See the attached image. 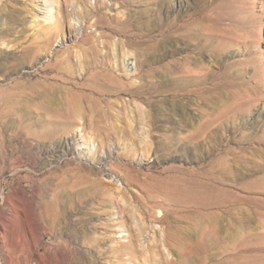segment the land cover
Wrapping results in <instances>:
<instances>
[{
  "label": "rangeland",
  "instance_id": "obj_1",
  "mask_svg": "<svg viewBox=\"0 0 264 264\" xmlns=\"http://www.w3.org/2000/svg\"><path fill=\"white\" fill-rule=\"evenodd\" d=\"M54 2L53 24L35 0H0V59L11 57L0 64V264H264V0ZM79 4L101 5L85 18ZM93 36L114 45L119 68L122 51L145 55L138 101L93 95L78 69L62 77L57 58L73 66ZM80 93L105 117L43 143L24 131L43 129L49 100L62 115ZM115 103L133 140L114 135L107 153L97 132L123 126L108 114ZM67 138L70 156L48 167L40 150ZM174 185L206 198L176 207L164 194ZM54 193L70 205L55 223L45 200Z\"/></svg>",
  "mask_w": 264,
  "mask_h": 264
},
{
  "label": "bare ground",
  "instance_id": "obj_2",
  "mask_svg": "<svg viewBox=\"0 0 264 264\" xmlns=\"http://www.w3.org/2000/svg\"><path fill=\"white\" fill-rule=\"evenodd\" d=\"M54 1L55 0H35L36 6L40 10L44 11L43 18L45 19V21H47L48 23L53 22V24L54 22L55 23L57 22V18L55 19V16L53 14V11L55 10V7H56V4ZM78 6L82 9L81 12L84 14L85 18L88 17L89 15H92L94 13V9L96 10L99 7L98 4L94 7V9H89L87 8V6H83V4H79ZM101 6L105 7L106 4L104 3ZM121 7L119 4V11L117 13L118 18L117 20H114V21L120 27L119 30L122 31L124 28H127L128 24H127V18H124V14L120 10ZM115 32H117L116 34H119V35L122 34L118 30L114 31L113 33ZM98 38H102V37L98 35ZM83 41L89 45L88 48L86 49V54L83 55L82 57L81 55L78 54L76 63L73 66L70 63L69 57H64L62 59L57 58L61 60L59 62L60 63L59 70H62V73H61L62 77L66 78L67 81H70L73 79L74 74L76 73V70L78 69V72L81 75L82 81L84 80L81 87L84 89L88 88L86 90H89L93 95L101 96L100 95L101 93L106 92V94L108 93V96L111 95V97H114L115 99H120L126 95L128 96L130 95L133 98V100L138 101L140 99L139 94L146 88V85H147L145 83L146 81L141 76V71H142L141 67H142L143 58L145 57V55L141 54L142 56H140V54L137 55L135 54V52L132 53L128 49H126L122 51V62H121L122 65L119 68L120 63H119V60L114 55V49H113L114 45L113 44H110L106 40H104V41H101L102 48H100V45L97 44L98 42L94 36L85 38ZM121 47H122V44H121ZM9 58L11 57L9 56L2 57V59H0V64L3 65L4 62L9 60ZM31 60L33 61L35 59H31ZM108 64L113 65V68L115 69L118 67V71H120L119 76L118 75L113 76L109 73L108 70L110 69L108 68L109 67ZM93 67L94 69L91 70ZM167 75L168 74L164 75V77L167 78ZM171 75L172 74L168 75V77H170ZM121 79L124 80V82H122ZM40 94L43 97V94L42 93ZM46 97H48V95ZM72 98H73V101L71 103V109L67 110L62 115L58 114L54 108L50 109V106L52 105L53 100L52 99L49 100L46 106L44 107L42 106L43 107V112H42L43 117H45L44 118L45 125L42 127L43 129L40 132H36V133L30 132L31 128L29 129V131H27L26 129H24V131L31 134L30 136L36 137L40 143L41 142L43 143L45 141H53L54 139L58 138L59 136H63L64 134L72 133L75 127L74 125H76L78 121L81 122L80 127L82 129L80 127H76V128L80 129V133L84 132L85 121L88 120L89 123L93 125L95 121L98 122L96 120L95 113L97 114L99 119H101L102 117H105L106 112L103 111L102 108L99 107L100 105L99 102L94 100V98H92L90 95L80 93V94H74ZM93 106H96V107L92 108ZM114 107L115 108L111 110L113 111V113L109 112L108 114H110L112 118H116L118 123L119 124L122 123L123 126L122 127L111 126L110 128H108L107 125L106 127H103L100 125L99 127L107 131L108 134L103 135L101 134L102 132L101 133L97 132V135L100 137L101 143L104 142V146H106L105 149L107 153H114V149L111 146L112 144L110 145V142L113 139L114 135H117L120 138H123L125 140L126 139L133 140V133H132L133 119L130 117V114L128 115L126 113L125 115L122 114L121 107L119 106L118 103L117 104L115 103ZM130 111H128V113ZM136 113L137 114H135V116L139 115L142 117V112L140 111L139 108L136 109ZM10 114L11 113H8L7 116H10ZM93 114L95 116H93ZM18 119L20 123L25 122V120L27 121L25 115L18 116ZM28 124L27 125L25 124V125L27 127L31 125V124L29 125ZM73 143H74V138H67L65 142L56 141L54 143H50L49 146L42 147L40 151H42V153L45 154L46 159L48 161V167H52L56 163H59L66 157L70 156L69 152L71 150V144ZM150 146L151 145L148 142L144 144L143 152L146 155H149V153H151L152 151V148ZM199 191L196 189H190V187H180V186L174 185L171 189H167L166 191H164V194H165V197L167 198V201H169L174 206L178 207V206H185L190 203H197L198 200L204 201V198L206 197L202 196L201 194L202 192H199ZM22 194L25 196V193H22ZM61 199H63L66 202L68 201L65 196H61L60 194H55V193L46 197L45 199L46 202L48 203L47 205L48 209L51 210L52 216H50V218L52 217L53 223L57 222L56 220L60 216L64 217L66 215L65 209L67 208V206L68 208L70 207L68 203L60 202ZM39 214L40 212H37L36 209L31 208L30 209L31 221L36 224H39V221H40ZM157 221L158 223H163V219H157ZM162 232H163L164 243L166 245L168 243V235L166 233L167 231L165 228H163ZM178 248L181 251V254H183V256L188 255L190 248L184 247L182 245L181 247L179 246ZM172 258H174V256L171 257L170 260L165 259L164 264H176ZM180 264H183V263L180 262Z\"/></svg>",
  "mask_w": 264,
  "mask_h": 264
},
{
  "label": "built area",
  "instance_id": "obj_3",
  "mask_svg": "<svg viewBox=\"0 0 264 264\" xmlns=\"http://www.w3.org/2000/svg\"><path fill=\"white\" fill-rule=\"evenodd\" d=\"M2 48V42H1V39H0V49Z\"/></svg>",
  "mask_w": 264,
  "mask_h": 264
}]
</instances>
